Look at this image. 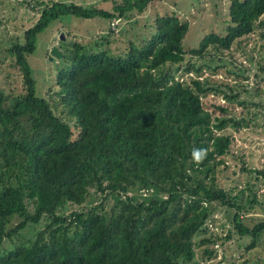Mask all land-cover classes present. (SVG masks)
Segmentation results:
<instances>
[{"label": "trees", "instance_id": "obj_1", "mask_svg": "<svg viewBox=\"0 0 264 264\" xmlns=\"http://www.w3.org/2000/svg\"><path fill=\"white\" fill-rule=\"evenodd\" d=\"M151 2L121 0L111 11L40 4L38 21L9 49L23 93L0 90V247L9 244L0 264H200L197 248L206 261L234 236L250 240L247 251L260 241L264 219L249 216L255 196L243 202V190L215 182L225 158L236 157L227 126H248L228 105L247 101L227 77L215 81L220 74L235 81V73L198 62L262 29L264 0H230L224 35L210 33L189 51L182 48L189 24L174 12L157 15L153 35L123 53L98 43L58 49L67 66L54 89L36 94L26 58L53 22L133 20ZM219 97L224 104L209 102ZM241 171L253 170L242 163ZM215 204L234 210L222 237L204 226Z\"/></svg>", "mask_w": 264, "mask_h": 264}, {"label": "rangeland", "instance_id": "obj_2", "mask_svg": "<svg viewBox=\"0 0 264 264\" xmlns=\"http://www.w3.org/2000/svg\"><path fill=\"white\" fill-rule=\"evenodd\" d=\"M121 0H0V90L7 95H20L23 93V81L21 73L9 53V49L22 43L23 32L31 28L39 19L43 8L40 4L74 3L81 7H94L100 10L111 11L115 3ZM230 0H152L144 13L133 20H122L118 25V31L110 29V21L100 18L80 19L74 16L60 18L51 24L47 30L38 36L34 52L26 60L31 69L32 77L36 83L37 96H43L54 89V80L57 70L67 66L65 59L50 60V50L58 47L63 52L70 49L74 43L91 48L95 43L101 44V49L112 51L115 54L126 51L129 42L139 44L141 40H148L154 33V19L157 15H166L174 12L183 21L188 22L189 28L182 41L184 51L196 49L201 40L210 33L224 35V29L228 25V8ZM264 19V15L262 17ZM111 32L113 34H111ZM262 29H255L254 33L236 42L230 51L222 55H208L205 61L215 67L220 65L223 72L224 66L232 75H216L215 81H225V77L236 88L238 100L247 101L245 106L237 104L228 105V109L238 118L244 117L248 126H243L235 131L227 126L226 133L232 134L233 143L231 152L235 158L227 156L224 166L216 171L215 182L220 188L234 190L233 194L243 190V202L251 195L255 196L249 216L264 219V38L261 37ZM63 41L60 42V37ZM100 37H106L107 42ZM208 61V62H207ZM209 72L207 71V74ZM206 75V74H205ZM223 78V79H222ZM228 81V82H229ZM226 90V89H224ZM227 91V90H226ZM211 104H224L221 98H210ZM252 103H255L253 105ZM58 115L61 107H56ZM212 110V109H210ZM252 113L257 114L255 117ZM219 118H228L215 110ZM250 119V120H249ZM242 163L250 167L252 173L242 172ZM249 184V185H248ZM250 187V191H247ZM91 198H94L93 194ZM183 203V202H182ZM90 204V199L84 204ZM112 201L107 202V208ZM202 207L207 205L202 202ZM214 213L205 222L207 233L225 236L231 228L230 220L234 210L212 205ZM201 234L195 236L200 239ZM255 248L247 251L248 238L238 240L235 236L232 241L224 242L218 248L216 258L201 260L202 249H196V257L200 264H264V233ZM9 248L5 242L0 247V252ZM224 258V261L222 260Z\"/></svg>", "mask_w": 264, "mask_h": 264}, {"label": "water", "instance_id": "obj_3", "mask_svg": "<svg viewBox=\"0 0 264 264\" xmlns=\"http://www.w3.org/2000/svg\"><path fill=\"white\" fill-rule=\"evenodd\" d=\"M60 40L63 41V36L60 37ZM50 60L52 61L53 59H61L63 57V54L58 50L57 47H52L50 50Z\"/></svg>", "mask_w": 264, "mask_h": 264}, {"label": "built area", "instance_id": "obj_4", "mask_svg": "<svg viewBox=\"0 0 264 264\" xmlns=\"http://www.w3.org/2000/svg\"><path fill=\"white\" fill-rule=\"evenodd\" d=\"M123 19L121 18H114L110 21V29L112 31H118V25L122 22Z\"/></svg>", "mask_w": 264, "mask_h": 264}]
</instances>
